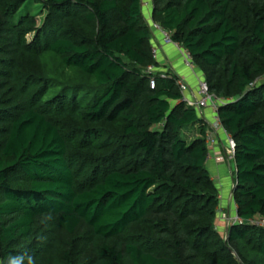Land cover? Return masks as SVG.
Returning <instances> with one entry per match:
<instances>
[{
    "label": "trees",
    "instance_id": "obj_1",
    "mask_svg": "<svg viewBox=\"0 0 264 264\" xmlns=\"http://www.w3.org/2000/svg\"><path fill=\"white\" fill-rule=\"evenodd\" d=\"M152 6L230 99L241 221L224 239L207 123L178 74L150 86L144 0H0V264H264V0Z\"/></svg>",
    "mask_w": 264,
    "mask_h": 264
},
{
    "label": "built area",
    "instance_id": "obj_2",
    "mask_svg": "<svg viewBox=\"0 0 264 264\" xmlns=\"http://www.w3.org/2000/svg\"><path fill=\"white\" fill-rule=\"evenodd\" d=\"M144 5L148 6L149 2H146ZM151 25L153 30L161 32L163 41L166 44L175 45V47L180 51L184 64L194 72L197 78V86L195 88L191 87L184 77L179 75L176 77V83L179 86L181 92L180 101L183 102L187 107L195 108L198 111L200 117L207 123L205 138L210 152H212L216 142L218 141V135L222 134L224 136L225 148L223 155L220 156L219 159L224 160L229 164L230 173L232 176H234L236 172L235 156L237 143L232 134L225 127L220 115L221 106L230 102V99L221 98L211 91L207 80L204 79L203 75L197 71L196 64L190 51L182 47L178 42H175L172 39L171 33L169 31L154 21H152ZM152 53L154 58L158 59L159 50L157 47H153ZM146 73L150 77L151 88L156 87V78L171 77L169 71L167 69H163L160 64L159 66H156L155 64L149 65L146 69ZM208 110L211 112V116L208 115ZM232 162H234L235 167H233ZM237 221H241V218L236 212L234 217H228V226L231 224L230 222L235 223ZM251 222L264 226V219L252 220Z\"/></svg>",
    "mask_w": 264,
    "mask_h": 264
},
{
    "label": "crops",
    "instance_id": "obj_3",
    "mask_svg": "<svg viewBox=\"0 0 264 264\" xmlns=\"http://www.w3.org/2000/svg\"><path fill=\"white\" fill-rule=\"evenodd\" d=\"M146 2H149V5H144L145 18L149 23H152V17L150 18V16H152L153 10L152 0H144V4ZM152 45L153 47H157L159 50V56L157 60L163 69L174 71L179 76L184 77L191 87L195 88L197 86V78L194 72L184 64L180 51L175 47V45L166 44L163 41V36L161 32L153 30ZM207 113L209 116H211V112L209 110ZM224 148L225 139L224 136L220 134L218 135V141L216 142L212 152L209 153V159L207 162V166L211 171L214 180V176L225 171L226 166H228L226 161L219 159L220 156L223 155ZM230 199H232L231 196ZM228 208L226 209L221 204V210L226 209V211H229L230 208Z\"/></svg>",
    "mask_w": 264,
    "mask_h": 264
},
{
    "label": "rangeland",
    "instance_id": "obj_4",
    "mask_svg": "<svg viewBox=\"0 0 264 264\" xmlns=\"http://www.w3.org/2000/svg\"><path fill=\"white\" fill-rule=\"evenodd\" d=\"M42 5V4H41ZM40 7H37V11L38 14L36 15L38 18V23L39 25H41L43 23V20L45 18L46 13H42L43 10L39 9ZM34 13H36V11H34ZM152 16H150L151 18ZM35 33H29L27 35V38L29 41H32V39L34 38ZM203 75V78L206 79L205 74L202 72L201 73ZM255 83L257 84H262L264 83V74L258 76L255 80ZM254 83V84H255ZM219 96V95H218ZM221 98H223L222 96H219ZM199 128L197 126H190L188 128H186L183 131V137H185L188 141H191L194 139V137H198L199 136ZM228 166H226V170L219 173V174H215V182L218 186L219 192H220V198H221V204L227 209L228 206L230 208L229 211H226V209H222L220 207V217L221 220H219V229L222 231V236L225 239L227 237L228 234V217H234V215L236 214V204L234 203L233 199H230V196L232 198V191H233V187H234V176H232V174L230 173V168H229V164L227 163ZM233 167L234 166V162H232ZM88 173V172H87ZM228 208V209H229ZM223 214V215H222ZM258 220V219H257ZM232 223V222H230ZM80 235V234H79ZM63 239H65L63 237ZM81 240L77 239L76 241V245L77 247H81ZM82 248V247H81Z\"/></svg>",
    "mask_w": 264,
    "mask_h": 264
},
{
    "label": "water",
    "instance_id": "obj_5",
    "mask_svg": "<svg viewBox=\"0 0 264 264\" xmlns=\"http://www.w3.org/2000/svg\"><path fill=\"white\" fill-rule=\"evenodd\" d=\"M236 188V186L234 185V187H233V190Z\"/></svg>",
    "mask_w": 264,
    "mask_h": 264
},
{
    "label": "clouds",
    "instance_id": "obj_6",
    "mask_svg": "<svg viewBox=\"0 0 264 264\" xmlns=\"http://www.w3.org/2000/svg\"><path fill=\"white\" fill-rule=\"evenodd\" d=\"M153 21V20H152Z\"/></svg>",
    "mask_w": 264,
    "mask_h": 264
}]
</instances>
